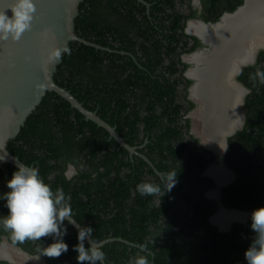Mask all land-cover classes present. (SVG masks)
<instances>
[{"label":"trees","instance_id":"16d2710c","mask_svg":"<svg viewBox=\"0 0 264 264\" xmlns=\"http://www.w3.org/2000/svg\"><path fill=\"white\" fill-rule=\"evenodd\" d=\"M144 1L149 6L138 0H83L74 21L76 34L110 51L69 42L70 54L62 55L54 80L115 125L127 144L146 140L140 151L163 173V181L176 174L171 190L161 200L141 195L140 184L163 187L162 179L141 158L132 161L103 128L51 91L7 148L38 168L54 192L63 189L70 197L73 218L93 229V240L114 238L99 248L105 253L103 264H135L139 257L148 264H246L244 251L253 237L250 218L226 232L209 221L216 207L202 196L210 184L202 176L207 152L191 146L183 131L188 123L179 117L183 107L178 85L185 80L181 68L186 66L180 56L199 45L196 37L184 32L186 19L195 12L181 13L177 0ZM202 1L204 21H217L243 2ZM238 79L252 88L246 103L254 112L229 140L238 179L225 190L224 203L251 212L264 206V50ZM69 164L77 173L71 179L65 175ZM15 170L8 163L0 166V196L9 191L6 182ZM7 213L0 199V217ZM64 225L69 250L59 257L42 255L47 264H78L73 250L77 232L67 221ZM0 233L13 240L2 224ZM15 242L30 253H40L53 237ZM84 246L88 248L86 241Z\"/></svg>","mask_w":264,"mask_h":264},{"label":"clouds","instance_id":"9594fccd","mask_svg":"<svg viewBox=\"0 0 264 264\" xmlns=\"http://www.w3.org/2000/svg\"><path fill=\"white\" fill-rule=\"evenodd\" d=\"M9 12L11 13V15H8ZM35 14V0H11L7 8L0 10V41H19L24 35V33L32 29ZM45 35H47V33H45ZM203 49H205L207 52L194 51L192 53L191 51L190 53L185 55H188L190 58H192L194 54H199L205 57L210 52L211 45L205 44V47L201 50ZM64 53L70 54V50L66 47L62 49H54L49 54L48 61L54 62L56 60H59L62 54ZM189 62L192 64L191 66L194 67V63L191 59H189ZM245 66L246 65L242 66L239 70H237L238 67L236 64L235 70L231 72L232 82L240 90L243 89L237 82H235L236 76L243 67L245 68ZM189 68L191 69L190 66ZM190 91V95H192V90ZM242 93L243 92H241V96L238 100L239 103L237 106V113L239 112V107L241 106ZM239 125L240 123L238 122L237 118V121L223 133L222 145H220L218 149H214V151H223L224 149L226 150V135L232 133L234 129ZM146 143L147 141L145 140V143L143 144L145 145ZM229 152L226 155V161L229 168L225 166L223 162H216L211 163L208 167V170L210 173V171L214 168H221L226 172V174H228V177H233V175H236V182V179H238L237 172L231 166V164L235 162H233V160L229 156ZM221 155L222 154H220L219 156ZM144 156L147 157L146 155ZM129 157L131 156L129 155ZM151 163L153 164L152 161ZM146 165L150 167L147 163ZM31 166L32 167L18 165L17 168L15 167L16 170L12 173L11 178L6 182V187L7 189H9V191L0 196V199L4 200L5 207L8 210L6 216L0 217V224L3 225L4 229L8 230L11 233L12 239L14 240H10L6 234L0 233V256L1 258H4L2 259L3 262H0V264H13L14 262H16V264H26L23 261V258L27 256V251L15 241H40L41 237H53V242L47 247H43L39 255L37 256L36 259H39V261L34 260L35 262H32V264H42L43 261L40 258L41 255L48 257H59L63 253L68 252V245L64 242L63 239V237L67 235V227H65L64 225L65 220H67L68 224L72 225V227L74 226L77 228L78 243L74 246L73 250L77 253L76 260L78 264H97V262L103 264V261L105 259V253L99 249L101 246H88V248L84 246L85 241L92 238L93 229L87 226H80L78 222L73 219V213L69 203L70 197H67L65 195L63 189H57L54 192L51 189L50 185L45 183V181L40 175L38 168L33 167V165ZM160 173L161 175H157L156 173L155 174L162 179L164 186L161 187L160 185L142 183L138 186V191L141 195L152 194L158 196L161 200V197L164 195L165 191L171 190V188L176 183V174L168 176L167 182H164L163 173ZM76 174L77 173L75 171L74 166L69 164L65 171L66 178L71 179L72 176ZM202 176L208 177L205 174H202ZM210 176H212L211 173ZM212 177L214 178V176ZM227 179L225 181L219 182L216 178H214L215 183L220 188L223 186V183L227 181ZM220 188L213 190V194L211 193V191H209L207 193L208 197H206L209 198V200L210 198H214L217 200L219 197ZM204 193L205 191H203L202 196H204ZM224 195L225 193L222 194L220 202L216 203L212 201L216 208L215 211L209 216V221L218 230L216 224L219 225V223L216 221V217L221 213L230 214L232 216V213H246L248 216L246 215L247 218H244L245 220L242 219V222L240 221L241 218H232L230 219V221L228 220L227 222L223 223V226L226 229L218 231H229L234 223H245L247 219L250 218V229L253 233V237L248 247L244 251V259L246 261V264H264V206L255 208L251 212L232 208L226 205V203H224ZM211 217L214 218L213 222L211 221ZM135 264H148V261L145 257H139L136 259Z\"/></svg>","mask_w":264,"mask_h":264},{"label":"water","instance_id":"95a60500","mask_svg":"<svg viewBox=\"0 0 264 264\" xmlns=\"http://www.w3.org/2000/svg\"><path fill=\"white\" fill-rule=\"evenodd\" d=\"M82 1L35 0L36 14L32 29L24 33L19 41H0V160H2L0 165L9 163L16 168L18 165L32 167L25 165L16 155H13L7 146L8 142L16 137L27 117L39 105L47 91L54 92L66 100L72 108L83 115L85 120H90L103 128L108 133V137L115 140L119 147L124 148L130 155L137 154L135 147L128 145L125 139L119 135L115 125H110L95 110L87 109L68 89L58 85L54 80L57 65L62 60L61 56L54 62L48 61V56L54 49L65 48L69 42L77 41L96 49L110 51L108 47H102L76 34L74 21ZM138 1L149 6L144 0ZM10 2L11 0H0V10L7 8ZM246 2L247 0H243L242 4L232 12H223L215 22L205 23L199 20V24L202 28L217 33L219 32L217 28L223 25L226 17L238 12L242 7L244 8ZM8 15L11 13L9 12ZM189 23L192 24V22ZM185 32L191 35L195 34L188 29H185ZM197 35L203 43L210 45L209 41L201 34ZM258 39V36L251 33L247 37V41L245 40L244 45L251 51V63L255 53L259 49H264V45L255 43ZM241 48H244L242 44ZM247 64L246 61L237 62V70ZM139 155L157 175H161L147 157ZM213 219L211 217L212 222ZM216 225L218 230L226 229L224 226ZM73 228L77 232V228L74 226ZM112 240L114 238L96 242L91 238L86 242L89 247H100Z\"/></svg>","mask_w":264,"mask_h":264},{"label":"flooded vegetation","instance_id":"af4514ba","mask_svg":"<svg viewBox=\"0 0 264 264\" xmlns=\"http://www.w3.org/2000/svg\"><path fill=\"white\" fill-rule=\"evenodd\" d=\"M178 1H181V3H177ZM177 2L175 4V7H176V9H180L181 13L190 14L191 12L192 13L195 12L194 17L186 19L185 26H184V32H185V29L190 28L189 31L195 33L194 35L190 34V36L196 37L199 45L196 47V49H194L192 51V53L194 51L200 52V50L205 47V44L202 43L201 39L198 37L197 34L199 32V29H195V27L200 26L199 20L203 21L205 23L215 22V21H204L200 17L202 12H203V1L202 0H177ZM189 22H192V24H190ZM226 30H228V29H226V27H225V29L222 31V33L219 32V33L210 34V32H208V34H210V35L207 36L205 39H207L210 43L216 42V45L210 44V45H212L210 52L213 51V52L217 53L216 49L219 46H221V41L225 37H227V35L224 34V32ZM204 32L205 31H203V33ZM192 43H193V39H189V46ZM212 47L215 48V50H213ZM260 50H264V49H259L255 53L253 63H251L250 65H246L245 67L251 66L256 62L257 54ZM190 52H185L180 56V61L183 63H186V66L183 65L184 69L181 68L182 69V76L184 77L185 80H188V81L183 80V82H181L178 85V91H179L178 92L179 93L178 102H180L182 107H183V110L181 111L179 117H180V120L182 121V123H184V124L188 123V126L184 127L183 131L185 133L186 138L190 141L191 146H197L200 148L203 147V149L207 152V153L205 152L206 153L205 159H206L207 164H206L205 168L203 169L202 174H205L208 176L206 178H208V181L210 182V184L204 190L205 191L204 196L208 197L207 193L209 191H211V193L213 194V190L220 188L215 183L214 178H216L219 182L225 181L228 178L227 181L225 183H223V186L219 189L218 199L216 200L214 198H210V200L218 203L221 200L222 194L224 192H226L225 190L227 188L232 189V187L234 186L236 175H233V177H228V174H226V172L223 169L219 168L220 169L219 170L217 168H214L210 171L212 176H214V178H213L212 176H210L208 167L211 163L223 162V164L229 168L227 161H226V155L230 151L229 140L234 135H236V133L238 131H240L243 127H245L248 117L254 112L253 110L249 109V107H248L249 104L246 103V98H247L248 94H250V92L252 91V88L250 86L245 85L244 83H242L238 79V75L242 72V70L244 68L243 67L240 70V72L237 74L236 81H235L243 89L242 98H241L242 99L241 106L239 107V112L237 113V106L239 103L238 100L241 96V92H240V89L236 85H234V83L232 82L231 76L229 78V82L234 86L233 90H230L227 85H222L224 90L219 92V96H217L218 94H214V95L208 94V92H210L212 90H210V86H207V85L206 86L209 88L208 92H206L205 90H200V87L202 84H204L203 82L206 80V78L204 76V80H202L201 78L203 76L202 75L200 76V74H198V72L201 69V70H204L205 73H208V75H210L214 71L213 68L209 67V63H210L209 61H211V59H212V53H211V55H206L205 57L202 55H199V54H194V56L191 58L192 62L194 63V67H193V66H191V64H188L186 62L187 61L186 59H185L186 61L183 59V55L188 54ZM250 56H251V53H249V57ZM248 59L246 61H248ZM189 66L191 67V69L189 68ZM235 68H234V70H235ZM190 76H193L194 78H192ZM211 87H213V86H211ZM190 90H192L193 96L190 95L191 94ZM220 93H221V95H223V97L226 95L233 97V101L235 102V104H233L232 103L233 101H232L229 107H227L226 105H223ZM200 108H201V110H200ZM201 111H202V113H201ZM190 114H193V115L190 116ZM237 118H238V122L240 123V125L237 126L232 133L226 135V138H227L226 150L224 148H222V149H224L223 151H220V150L214 151V149H218L219 147H214L213 145H210L208 142V139H210V140L212 139L214 142H216V141H215L214 136L212 138H209L208 136L214 134L217 131V129H219V127L221 125H224L223 130H227L231 126V123L234 124L237 121ZM186 119H188V121ZM214 119L216 120V122L214 125H211V122ZM212 126L214 127V130H212ZM224 132L225 131L220 132V139L218 140L219 146L222 145V143H223L222 139H223V133ZM207 134H208V136H207ZM173 142L176 145L177 142L176 141H173ZM144 143H145V141H144ZM130 146H132V145H130ZM143 146H144V144H142V143H137V144L135 143L132 146V147H135V151L137 152V154H135V153L132 155L129 154L131 156L130 159L132 161H134L135 158L141 157L139 154L142 155L140 149H142ZM220 154H222V155L219 156ZM144 175H145V173H144ZM208 181H207V183H208ZM207 199H209V198H207ZM232 214H233V216L230 214L221 213L220 215L217 216V218H218L219 222L223 221V223H224V221L227 222L228 220H230L232 218H234V219L236 217H237L236 219L241 218V213H232ZM226 215L228 216L227 217L228 219H223L224 216H226ZM26 253H27V256L25 258H23V261L26 264H30V262L32 264V262H35L34 260L39 261V259H36L37 256L39 255V253H35V252L30 253L28 251ZM40 258L43 261L42 264H47L46 259L44 257H42V255L40 256ZM2 259H4V258H1V256H0V262H3ZM1 264H8V263H1ZM13 264H16V262H14Z\"/></svg>","mask_w":264,"mask_h":264},{"label":"bare ground","instance_id":"6f19581e","mask_svg":"<svg viewBox=\"0 0 264 264\" xmlns=\"http://www.w3.org/2000/svg\"><path fill=\"white\" fill-rule=\"evenodd\" d=\"M254 1L256 2V0H254ZM261 2L264 3V0H262ZM259 5H260V2H259ZM245 7H246V4H245L244 8L242 7L241 9H239L238 12L229 15V17L223 21L224 22L223 25L228 22V24L226 25V29H228L227 30L228 34L226 33L227 39L224 40L223 42H221V46H219L216 49L217 54L221 55V57H222V61H221L222 66L216 60H214L213 55H212V59H211L212 63H209V67L210 68H216L217 71L214 73L212 72L210 75H204L200 71L198 72V74L205 76L206 80L203 83L207 86L227 85L230 90H233L234 86L229 82L231 72L236 67L237 62H244L249 58L250 49L246 45H244L245 40L247 41V37H249L251 33H253V34L255 33V31H256L255 23L257 22L259 25H263L264 21H260V19L257 18L258 20L250 23V25L247 26V21L241 17V15L247 9V7L246 8ZM248 7H249V5H248ZM245 14H246V12H245ZM239 16L242 18L241 21L236 20ZM245 18H248V17H245ZM220 28L221 27L217 28V30L220 31ZM203 31L204 30L199 29V32L198 31L197 32H198V34H201V36H203V38H204V35L202 34ZM210 31H211L210 34L215 33L212 30H210ZM217 33H219V32H217ZM262 37H264V35ZM255 43L264 45V39H263V41H261L259 43L258 42H255ZM210 44L216 45V42H211ZM241 44H242V46H245V47L241 48ZM212 54H214L213 51H212ZM232 101H233V97L228 96V95H226L222 98L223 105H226L227 107L230 106ZM215 122H216V120L214 119L211 122V125H214ZM231 125H232V123H231ZM223 128H224V125H221L219 127V129H217V131L214 134L209 135V136L207 134V136L209 138H212L213 136L215 137L216 142H214L212 139L211 140L208 139V142L210 145H213L214 147H219V141L218 140L220 139V132L226 131V130H223ZM212 130H214L213 126H212ZM227 217L228 216L226 215V216H224L223 219H228ZM216 221L219 223V225L223 226V221L219 222L217 217H216ZM224 223H225V221H224Z\"/></svg>","mask_w":264,"mask_h":264},{"label":"rangeland","instance_id":"374dc122","mask_svg":"<svg viewBox=\"0 0 264 264\" xmlns=\"http://www.w3.org/2000/svg\"><path fill=\"white\" fill-rule=\"evenodd\" d=\"M250 1V2H249ZM262 1V0H261ZM260 0H258V3L257 4H255L256 2L254 1V0H247V2H246V7H247V9H246V14H245V12L241 15V17L243 18V19H245L246 21H247V26L248 25H250V23H252V22H254V21H256V20H258V19H260V21H264V3L263 2H261ZM254 2V3H253ZM259 2H260V5H259ZM248 5H249V7H248ZM260 6V7H259ZM245 7V8H246ZM260 8V9H259ZM249 11V12H248ZM249 14V15H248ZM229 17V16H228ZM228 17H226V19L228 18ZM240 16L236 19V20H238V21H241L242 20V18H241ZM245 17H248V18H245ZM258 18V19H257ZM228 24V22L227 23H225L223 26H221V28H220V31L219 32H221L222 33V31L225 29V27H226V25ZM261 27V28H260ZM195 29H200V30H204L205 32L203 33V35H204V38H206L209 34H208V32H210L211 33V31L210 30H206L205 28H201L200 26H196L195 27ZM255 29H256V31H255V33H254V35L255 36H258V40L256 41V42H261V41H263V39H264V37H262L263 35H264V23H263V25H259L257 22L255 23ZM259 30V31H258ZM227 33V30L224 32V34H226ZM227 39V37H225L221 42H223L224 40H226ZM243 47H245V46H243ZM213 48V47H212ZM213 50H215V48H213ZM200 51H205V52H207L205 49H203V50H200ZM211 53L212 52H209L208 53V55H211ZM213 55V58H214V60H216L220 65H221V61H222V57H221V55H219V54H217V53H215L214 52V54H212ZM255 57V56H254ZM183 59L188 63V64H191L190 62H189V59H191L188 55H183ZM248 64H250L251 63V57H249V59H248V61H246ZM210 63H212L211 61H210ZM192 65V64H191ZM222 66V65H221ZM214 69V71H213V73L214 72H216L217 71V69L216 68H213ZM200 72L202 73V74H204V75H208V73H205L204 72V70H201L200 69ZM200 76H201V74H200ZM203 76V75H202ZM190 77H192V78H194L193 76H190ZM202 80H204V76L201 78ZM196 80V79H195ZM200 90H205L206 92H208L209 91V88L205 85V84H202L201 85V87H200ZM210 90H212V91H210V92H208V94H211V95H214V94H218L217 96H219V92L220 91H222V90H224V88H223V86L222 85H216V86H213V87H211L210 86ZM240 92H243V90H240ZM220 96H221V98H223V95H221V93H220ZM222 100V99H221ZM241 101H242V99H241ZM233 104H235V102L233 101ZM191 115H193V114H190V116ZM195 115V114H194ZM247 214L246 213H242L241 214V219H246L247 218V216H246ZM240 218V217H239ZM244 219V220H245ZM241 221H243V220H241Z\"/></svg>","mask_w":264,"mask_h":264}]
</instances>
